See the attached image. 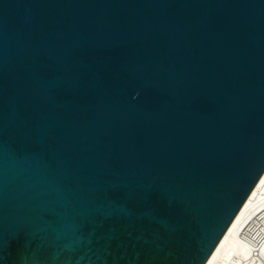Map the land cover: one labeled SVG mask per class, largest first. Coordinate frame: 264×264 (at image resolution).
Instances as JSON below:
<instances>
[{"label":"water","instance_id":"obj_1","mask_svg":"<svg viewBox=\"0 0 264 264\" xmlns=\"http://www.w3.org/2000/svg\"><path fill=\"white\" fill-rule=\"evenodd\" d=\"M264 174V0H0V264H206Z\"/></svg>","mask_w":264,"mask_h":264},{"label":"bare ground","instance_id":"obj_2","mask_svg":"<svg viewBox=\"0 0 264 264\" xmlns=\"http://www.w3.org/2000/svg\"><path fill=\"white\" fill-rule=\"evenodd\" d=\"M206 264H264V174Z\"/></svg>","mask_w":264,"mask_h":264}]
</instances>
